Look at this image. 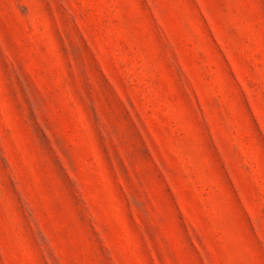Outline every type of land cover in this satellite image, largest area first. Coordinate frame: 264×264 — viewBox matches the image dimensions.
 Instances as JSON below:
<instances>
[{"label": "rangeland", "instance_id": "1", "mask_svg": "<svg viewBox=\"0 0 264 264\" xmlns=\"http://www.w3.org/2000/svg\"><path fill=\"white\" fill-rule=\"evenodd\" d=\"M0 264H264V0H0Z\"/></svg>", "mask_w": 264, "mask_h": 264}]
</instances>
